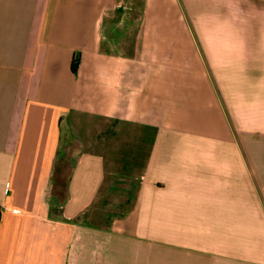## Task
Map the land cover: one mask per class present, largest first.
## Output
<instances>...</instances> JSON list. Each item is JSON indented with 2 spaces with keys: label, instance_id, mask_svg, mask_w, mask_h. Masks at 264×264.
Segmentation results:
<instances>
[{
  "label": "crops",
  "instance_id": "0c3cea01",
  "mask_svg": "<svg viewBox=\"0 0 264 264\" xmlns=\"http://www.w3.org/2000/svg\"><path fill=\"white\" fill-rule=\"evenodd\" d=\"M0 264H264V0H0Z\"/></svg>",
  "mask_w": 264,
  "mask_h": 264
},
{
  "label": "rangeland",
  "instance_id": "374dc122",
  "mask_svg": "<svg viewBox=\"0 0 264 264\" xmlns=\"http://www.w3.org/2000/svg\"><path fill=\"white\" fill-rule=\"evenodd\" d=\"M246 19H248V16H247L244 20H246ZM249 19H250V18H249ZM256 20H258V18H257ZM247 22H250V21H247Z\"/></svg>",
  "mask_w": 264,
  "mask_h": 264
}]
</instances>
